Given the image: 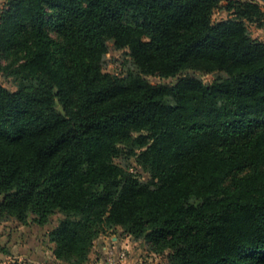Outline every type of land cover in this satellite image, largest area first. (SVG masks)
<instances>
[{"label": "trees", "instance_id": "obj_1", "mask_svg": "<svg viewBox=\"0 0 264 264\" xmlns=\"http://www.w3.org/2000/svg\"><path fill=\"white\" fill-rule=\"evenodd\" d=\"M222 1L10 0L0 53L22 52L23 84L0 85V220L56 219L69 264L119 230L165 264H264V41L214 22ZM256 1L229 6L253 19ZM110 40L136 71L103 70ZM137 150L148 181L114 162Z\"/></svg>", "mask_w": 264, "mask_h": 264}, {"label": "rangeland", "instance_id": "obj_2", "mask_svg": "<svg viewBox=\"0 0 264 264\" xmlns=\"http://www.w3.org/2000/svg\"><path fill=\"white\" fill-rule=\"evenodd\" d=\"M9 1L10 0H0V23H2L4 12L9 7ZM255 3H257L260 8V14L255 15L253 19H246L235 13L234 8L229 6V0H223L215 10L213 20L214 22L242 20L253 38L264 41V2L257 0ZM48 11V24L46 29L51 38L57 42L60 38V34L58 28L53 24L55 19L53 17L54 11L52 9ZM22 57V52L16 48L0 53V85L4 88L16 91L22 86L23 74L16 71L17 67L23 62ZM103 70L118 76H126L130 71H136L137 66L133 57L130 55L129 48L118 49L115 47L114 40H110L108 41V50ZM196 75L204 82L208 83L215 79L217 74L196 73ZM150 80L153 83H171L175 81V78L165 79L150 77ZM139 153L140 150L132 153L129 151H122L114 158V162L131 172L138 179L148 181L151 179L152 174L148 168L141 164L138 158ZM32 218L33 216H30V222L28 224H21L15 218L4 220L7 224H2L3 222H0V248H8L7 242L1 241L2 239L4 240L8 237L10 239H16V251H20L21 247H27V252H30L28 258H26L27 264H44L43 259L45 257L49 259L52 255L53 243L50 240L49 232L57 224V220L55 219L53 223L43 227L33 222ZM114 236H119L121 239L127 238L129 234L119 230L100 236L94 242L89 260L85 264H108L109 252L111 250L115 252L117 264H165L167 262L166 256L168 251L161 253L155 252L150 249V246L144 239L130 240L129 248L126 246L125 248H121L116 244V240L113 239ZM21 241H25V243ZM11 246L9 247L12 248L13 246ZM122 254L123 257L120 258ZM39 257L42 258V261L34 259ZM0 264L8 263H5L4 259L0 258ZM55 264L69 263L60 261L55 262Z\"/></svg>", "mask_w": 264, "mask_h": 264}, {"label": "crops", "instance_id": "obj_3", "mask_svg": "<svg viewBox=\"0 0 264 264\" xmlns=\"http://www.w3.org/2000/svg\"><path fill=\"white\" fill-rule=\"evenodd\" d=\"M2 224H7L6 221H0ZM5 236V235H4ZM13 236H14V233H13ZM3 237V236H2ZM133 237H131V235H129L127 238H121L119 236H114L113 239L116 240V244L121 247V248H125V246L127 248L130 247L129 245V242L130 240H135V239H132ZM1 241H5L7 242L8 244V248H0L2 250H0V258L4 259V262L5 263H10L12 261H20V262H25L27 264V261H26V258H28L29 256V253L30 252H27L28 251V248L25 247V248H22L21 247V250L20 251H16L15 247H16V239H10L9 237L6 238V239H2ZM22 243H25V241H21ZM13 247H12V246ZM9 246H11L12 248H10ZM104 248V247H103ZM34 259H38L39 261H42V258H34ZM29 260V259H28ZM44 261V264H55V262H60L58 261L54 254H53V251H52V255L51 257L48 259L47 257H45L43 259Z\"/></svg>", "mask_w": 264, "mask_h": 264}, {"label": "built area", "instance_id": "obj_4", "mask_svg": "<svg viewBox=\"0 0 264 264\" xmlns=\"http://www.w3.org/2000/svg\"><path fill=\"white\" fill-rule=\"evenodd\" d=\"M122 257H123V254L120 256V258ZM108 264H117V258L113 250L109 252Z\"/></svg>", "mask_w": 264, "mask_h": 264}, {"label": "water", "instance_id": "obj_5", "mask_svg": "<svg viewBox=\"0 0 264 264\" xmlns=\"http://www.w3.org/2000/svg\"><path fill=\"white\" fill-rule=\"evenodd\" d=\"M260 1H263L264 2V0H260Z\"/></svg>", "mask_w": 264, "mask_h": 264}]
</instances>
